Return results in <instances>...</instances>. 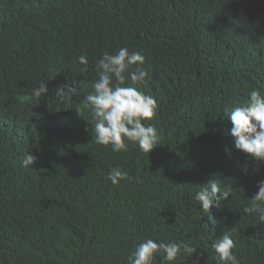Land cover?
Wrapping results in <instances>:
<instances>
[{
    "label": "trees",
    "instance_id": "obj_1",
    "mask_svg": "<svg viewBox=\"0 0 264 264\" xmlns=\"http://www.w3.org/2000/svg\"><path fill=\"white\" fill-rule=\"evenodd\" d=\"M121 47L145 57L136 87L158 105L149 154L92 132L84 97ZM253 89L264 94V0H0V264H127L146 238L196 249L176 264H219L225 232L239 264H264V223L243 211L264 161L235 149L227 116ZM117 166L131 183L111 184ZM210 183L232 193L203 213L193 197Z\"/></svg>",
    "mask_w": 264,
    "mask_h": 264
},
{
    "label": "clouds",
    "instance_id": "obj_2",
    "mask_svg": "<svg viewBox=\"0 0 264 264\" xmlns=\"http://www.w3.org/2000/svg\"><path fill=\"white\" fill-rule=\"evenodd\" d=\"M78 62L87 71L88 60L79 56ZM145 63V57L138 52H130L127 47H121L110 54L105 51L95 65L97 79L92 84V91L85 97L87 106L92 110V132L95 142L102 146H110L112 152H126L129 145L138 146L143 153L149 154L160 145V132L152 121L157 113L158 105L154 97L145 94L137 85L147 83V71L140 67ZM137 65L133 70L132 66ZM129 85V86H126ZM49 89L45 81H40L32 90V95L40 99ZM63 94H60V99ZM232 123L230 135L234 138V147L257 161H264V94L259 89H253L248 94V100L241 106L227 113ZM36 160L34 155H26L23 165L30 167ZM107 179L113 185L122 181L131 183L133 177L121 167L110 169ZM209 187L211 191H209ZM232 185L226 184L221 190L217 183L201 187L194 195L203 213H207L213 201L220 193V200H228L232 193ZM258 191L251 198L249 206L243 211L255 213L258 221L264 223V180L257 182ZM219 264H239L237 256L232 251L235 242L230 233L225 232L212 243ZM195 248L187 243L164 242L146 238L138 243L127 256V264H154L157 257H162L168 264H176L185 258L181 253L192 254ZM199 264V260L194 262Z\"/></svg>",
    "mask_w": 264,
    "mask_h": 264
}]
</instances>
